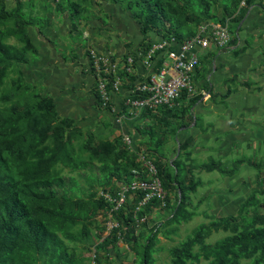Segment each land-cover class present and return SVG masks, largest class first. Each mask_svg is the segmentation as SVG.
<instances>
[{
	"label": "trees",
	"instance_id": "trees-1",
	"mask_svg": "<svg viewBox=\"0 0 264 264\" xmlns=\"http://www.w3.org/2000/svg\"><path fill=\"white\" fill-rule=\"evenodd\" d=\"M96 1L57 0L54 9L70 12L71 18H86L79 12L80 4L84 2V9L88 10ZM104 1L120 4L139 24L143 52L157 41L148 42L150 34L161 39L173 36L183 40L192 36L200 23H228L242 0ZM251 2L244 0L245 5ZM26 5L24 10L23 3L16 0L7 8L0 1V264H85L68 252L67 241L80 240V233H83L73 227L90 217L97 208L105 207L107 212L112 204L99 195L89 202L75 195V191L82 190L78 180L75 176L63 175L62 170L76 172L102 190L108 186L111 195L116 185L144 175L133 173L134 169L140 170V165L136 154L129 151L123 140L124 158L115 153L116 146L111 142L73 144L76 136L81 135L80 131L69 120L58 116L53 99L43 94L41 84L35 83L28 72L38 60L28 28L35 26L41 30L48 26L49 16L46 13L32 16L33 0H28ZM49 7L46 5L50 11ZM10 38L14 42H10ZM117 73L133 86L131 74L123 69ZM229 92L226 89L222 97ZM181 97L187 96L182 93ZM121 109L127 112L123 103ZM172 109L160 106L145 110L141 118H146L149 124L141 127L134 124L140 138L148 137V144L142 146V151L149 158L152 153L155 155L154 160L150 159L166 191V205L160 207L159 201L152 199L136 213L135 206L142 194L135 192L118 209L111 211V218L118 226L105 238L132 241L129 249L135 253L134 264H155L152 254L158 233L166 234L172 225L187 222L193 216L192 211L186 210V199L199 182L187 179L186 166L180 160L182 146L167 161L162 160L165 154L156 147L161 136L175 133L177 129H168V125L158 121L156 111L170 117ZM157 133L159 139H156ZM198 167L207 171L215 169L221 174L235 170L227 169L224 162L214 159ZM83 169L85 171H81ZM259 187L262 191L251 192L236 215L208 216L207 222L198 224L184 240L171 246L167 264H264V183ZM172 191L175 202L169 204L167 194ZM151 206L168 211V215L159 225L133 235V230L146 222ZM218 231L224 236L213 242L206 241L212 232Z\"/></svg>",
	"mask_w": 264,
	"mask_h": 264
},
{
	"label": "crops",
	"instance_id": "crops-1",
	"mask_svg": "<svg viewBox=\"0 0 264 264\" xmlns=\"http://www.w3.org/2000/svg\"><path fill=\"white\" fill-rule=\"evenodd\" d=\"M20 1L27 9L28 0ZM33 1L31 15L46 13L49 18L48 26L41 30L28 28L38 55L28 72L32 80L42 82L43 94L53 99L58 116L82 128L84 134L97 127L96 133H102V121H109L113 128L108 129V140L125 133L139 150L146 146L148 137L142 139L132 129L140 118L117 123L98 102L96 78L88 58L90 48L110 54L119 64L125 56H133L132 84L150 73L142 63L143 36L132 15L120 4L97 0L86 18H71L70 12H57L53 0ZM241 2L227 18L228 30L231 28L228 46L218 49L210 45L199 51L195 94L178 101V108L185 113L169 117L157 111L158 121L168 129H177L168 138L161 136L156 147L166 153L172 145L177 150L182 146L180 160L186 166L187 179L199 182L187 194L186 210L193 212L191 219L236 215L240 204L264 183L260 178L264 172V0H252L249 5ZM37 5H50V11H35ZM160 39L154 34L148 36V42ZM129 84L121 77V92L113 96L117 109L122 108V98L132 87ZM226 89L230 92L224 98ZM211 159L224 162L227 169L235 168L234 172L221 174L198 167ZM190 160L197 164L191 166ZM167 195L173 204L172 192ZM162 212L157 206L149 209L152 217L158 218ZM162 233L159 237L166 239Z\"/></svg>",
	"mask_w": 264,
	"mask_h": 264
},
{
	"label": "built area",
	"instance_id": "built-area-1",
	"mask_svg": "<svg viewBox=\"0 0 264 264\" xmlns=\"http://www.w3.org/2000/svg\"><path fill=\"white\" fill-rule=\"evenodd\" d=\"M241 3L244 4V0ZM229 41L228 23L222 25L203 22L197 25L192 36L183 40L170 36L152 42L146 51L141 52L142 63L150 73L135 82L122 98L127 112L114 106L113 96L121 92V76L117 72L123 69L125 73L130 74L135 65L133 56L127 55L119 64L110 54L90 48L88 58L96 78L99 103L114 115L117 123L137 118L148 109L160 106L173 108L178 104L182 93L187 97L195 94L194 73L199 66V51L207 49L210 45L224 49ZM159 61L162 63L157 66ZM121 137L129 151L136 154V161L140 165V170L134 169L133 173H142L144 177H135L128 183L120 184L115 197L102 190L98 192L99 196L112 204L106 212V235L118 226L111 218V211L118 209L127 197H132L135 192L142 194L135 206L136 213L152 199L158 200L160 207L166 205V191L158 177L156 165L142 150L134 146L129 134L124 133ZM260 178L264 180V172ZM91 264H96L95 253L91 256Z\"/></svg>",
	"mask_w": 264,
	"mask_h": 264
},
{
	"label": "rangeland",
	"instance_id": "rangeland-1",
	"mask_svg": "<svg viewBox=\"0 0 264 264\" xmlns=\"http://www.w3.org/2000/svg\"><path fill=\"white\" fill-rule=\"evenodd\" d=\"M0 1L3 2L8 8L9 7L8 4L10 2H15L16 0H0ZM56 1L55 2L52 1L54 6L56 4ZM84 6H86L84 2L80 4L79 12L82 15L90 14V12H92V9H93L92 6L88 10H85ZM44 9H46L45 5L44 6L37 5L35 8V11L44 10ZM9 41L14 42V39L10 38ZM204 67H205V63H202V69H204ZM33 81L37 84L42 83L39 80H33ZM178 107H179V104L173 107L174 109H172L170 113L171 116L177 117L178 114L185 113V111H181V109ZM156 115H157V111H156ZM139 118H140L139 120L134 121L135 122L134 124H138L140 127L149 124V121H147L146 118H143V117L141 118V115L139 116ZM134 124H133L132 129L135 128ZM102 125H103L102 133H96V131L99 129L97 127L96 129H94V131L89 130L88 133L85 132L84 134V131L82 130V128L80 129L76 127L80 131L81 135L76 136V138L73 140V144L79 145V144H85V143L92 142V141L93 142H106V141L111 142V143H114L116 146L115 153H120L122 157L124 158V155L122 152L124 150V143L121 137L117 136V137L112 138V140H108L107 139L108 129L110 130L113 127L110 125L109 121H105V122L102 121ZM72 126H75V125L72 124ZM169 135H170V132H168V134H166L165 137L168 138ZM172 146H173L172 149L169 147L170 150L164 153L165 156H164V159L162 160H166V161L170 160L174 156L175 150L179 151L174 147V145ZM140 148H141L140 150L143 149V147H140ZM86 154L87 153L84 152V156ZM180 156H183V152L181 151H180ZM150 158L154 160L155 155L152 153ZM189 164L193 166V165H196L197 162L190 160ZM81 171H85V170L83 169ZM62 174L67 175V176L68 175L75 176L76 179L78 180L79 185L82 188V190L75 191V195L80 196L82 199H84L87 202H89V200L91 201L94 198L96 199L99 197L98 192L102 190L100 186H97L96 184L91 183V182L90 183L87 182L82 176H79L76 172H69L67 168L62 170ZM118 185H116L115 188L113 189L114 195H111L109 193L108 186H106V188L103 189L102 191L109 193L111 196H115L116 190L119 187ZM259 189L261 190V187ZM257 191L261 192L262 190L261 191L257 190ZM172 195L175 198V194L173 191H172ZM258 196L259 198H262L261 195H258ZM105 209H106L105 207L97 208L90 217L84 219L81 223L73 227V230L78 231V232L81 231L83 233H80V240H75L72 242L67 241V247H68L69 254L72 257L76 258L77 260H81L85 264H91V256L93 253L96 254V264H134V261L136 259L135 253L133 250L129 249L130 248L129 244H132L133 243L132 241L131 243H128L122 240L120 237H117V239L113 237L105 238L107 236L106 229H105L106 221H107ZM161 211L163 212L161 213V215H158V218L156 216L152 217L148 211L146 215V222L143 225H141L137 230H133L132 234L138 235V234L144 233L145 231L149 230V228H151L152 226L156 224L159 225L160 224L159 220L162 218H165L168 215V211L164 209H161ZM207 221H208L207 217L204 218V217L194 216L190 221L181 222V223L172 225L170 227L171 230L166 232V234L160 231L159 233H162L163 236H166L167 238L166 239L160 238L159 236H161V234L158 233L159 235L157 236L158 240L155 244V251L152 254L155 264H167L170 261L169 254H168L169 248L173 245L178 244L180 241L184 240L195 226H197L200 223L207 222ZM223 236H224V233L221 231L212 232L207 237L206 241L213 242L214 240L221 238ZM139 238L140 237H138V239Z\"/></svg>",
	"mask_w": 264,
	"mask_h": 264
}]
</instances>
